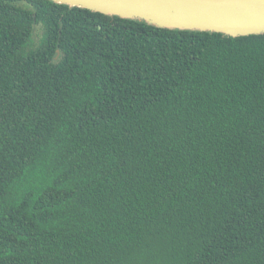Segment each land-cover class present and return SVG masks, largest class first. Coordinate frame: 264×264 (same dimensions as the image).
Listing matches in <instances>:
<instances>
[{"label":"trees","instance_id":"16d2710c","mask_svg":"<svg viewBox=\"0 0 264 264\" xmlns=\"http://www.w3.org/2000/svg\"><path fill=\"white\" fill-rule=\"evenodd\" d=\"M0 264H264V33L0 0Z\"/></svg>","mask_w":264,"mask_h":264},{"label":"water","instance_id":"95a60500","mask_svg":"<svg viewBox=\"0 0 264 264\" xmlns=\"http://www.w3.org/2000/svg\"><path fill=\"white\" fill-rule=\"evenodd\" d=\"M53 1L138 18L159 27L222 32L235 37L264 33V0Z\"/></svg>","mask_w":264,"mask_h":264},{"label":"rangeland","instance_id":"374dc122","mask_svg":"<svg viewBox=\"0 0 264 264\" xmlns=\"http://www.w3.org/2000/svg\"><path fill=\"white\" fill-rule=\"evenodd\" d=\"M40 32H41V28L37 27L36 28V32H35V36H34V40L37 41L39 36H40Z\"/></svg>","mask_w":264,"mask_h":264}]
</instances>
